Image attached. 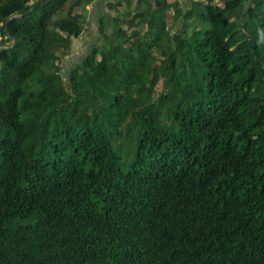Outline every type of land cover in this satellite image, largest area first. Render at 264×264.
I'll use <instances>...</instances> for the list:
<instances>
[{"label":"trees","instance_id":"obj_1","mask_svg":"<svg viewBox=\"0 0 264 264\" xmlns=\"http://www.w3.org/2000/svg\"><path fill=\"white\" fill-rule=\"evenodd\" d=\"M0 264H264V0H0Z\"/></svg>","mask_w":264,"mask_h":264},{"label":"rangeland","instance_id":"obj_2","mask_svg":"<svg viewBox=\"0 0 264 264\" xmlns=\"http://www.w3.org/2000/svg\"><path fill=\"white\" fill-rule=\"evenodd\" d=\"M171 15H172V11L170 9L167 10L166 22L169 25L171 24ZM90 21L93 27H95L94 21L93 20ZM136 30H139V27H137ZM94 31L95 30L92 29V32L95 33V38L90 39L89 34L84 33L80 38L73 40L71 53L67 57L62 59L60 62V69L63 77H66L67 72L71 69L72 66H75L78 63H80L83 54L91 47L90 43L96 42L97 30L95 32Z\"/></svg>","mask_w":264,"mask_h":264},{"label":"crops","instance_id":"obj_3","mask_svg":"<svg viewBox=\"0 0 264 264\" xmlns=\"http://www.w3.org/2000/svg\"><path fill=\"white\" fill-rule=\"evenodd\" d=\"M93 30H94V28H93Z\"/></svg>","mask_w":264,"mask_h":264}]
</instances>
